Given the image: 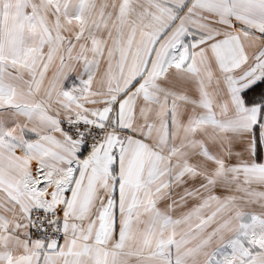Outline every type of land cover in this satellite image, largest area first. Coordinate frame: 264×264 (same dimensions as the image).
<instances>
[{
  "label": "snow or ice",
  "instance_id": "6c2138e0",
  "mask_svg": "<svg viewBox=\"0 0 264 264\" xmlns=\"http://www.w3.org/2000/svg\"><path fill=\"white\" fill-rule=\"evenodd\" d=\"M0 264H264V0H0Z\"/></svg>",
  "mask_w": 264,
  "mask_h": 264
}]
</instances>
